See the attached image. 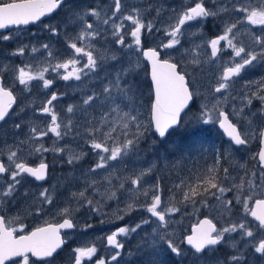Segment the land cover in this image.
<instances>
[{
	"label": "snow or ice",
	"instance_id": "snow-or-ice-1",
	"mask_svg": "<svg viewBox=\"0 0 264 264\" xmlns=\"http://www.w3.org/2000/svg\"><path fill=\"white\" fill-rule=\"evenodd\" d=\"M58 9L68 10L65 24L73 27L72 33L67 31L64 33L67 48L71 49L69 58L43 68L34 69L30 64L16 66L14 79L23 86V91H31L30 85L33 81H41L43 89L47 90L53 85L52 79L45 78L49 68L65 82L81 81L83 76L95 73L97 75L93 78L101 81L100 90H92L90 94H85L80 105H68L66 113L69 115L64 117L57 112L53 103L60 97L55 92L49 94L50 98L46 99L36 111L39 115L50 119L33 123L27 138L19 140L15 150L12 145L5 144L7 163L0 161V181H3L0 184V202L13 199L19 191L18 186L25 182L26 176L33 177L35 181H44L47 178L48 164L41 160L38 166H30L18 153L26 144L31 145V152L34 153L49 151L55 154L65 153V146H59L58 142L69 134H73L74 137L81 135L80 129L73 125L72 118L79 110L84 117L83 138L97 158L95 165L90 167L85 175L107 170L103 174V178L107 181L104 192L106 198L118 199L117 192L123 189L131 193L125 209L122 210L125 214L140 209L149 214L134 227H120L107 236V245L115 249L111 256L112 261L118 260L124 248L118 237H127L130 233H135L148 225L151 227L149 234L151 240L147 242L148 255L144 264H162L161 258L166 252L176 258V264H254L255 259H259L264 264V126L253 127L254 121L251 117L257 113L244 111L245 108L251 109L253 101L258 100L260 101L258 114L264 118V78L256 82L254 90H251L252 82H249L247 88L251 91L250 94L249 90L244 92L242 107L238 110L233 108L232 113L225 110V102L231 96L230 90L234 87L235 78L240 77L242 72L250 67L264 64V0H193L190 4L182 5L179 12L175 8L172 9L176 13V21L164 30V34L169 39L161 47L172 50L181 44L180 37L185 34L186 25L195 24L202 29L210 18L215 21L227 16L226 19L221 20L220 34L207 40L206 44L211 49L212 60H216L229 49L231 55L228 62L221 65L222 71L213 86L212 94L205 97V103L202 104L197 119L204 125H218L227 136L230 145L236 148L247 146L251 139H258L260 145L258 152L251 157L255 163L251 168L243 164L238 165L240 171L236 176L230 174L228 167H220L222 160L227 159L229 155L228 149H224L223 152L218 151L214 158L215 164L207 168L203 176L196 175L195 183L187 184L188 190L183 193L184 202L195 204V198L199 196L206 207L208 197H214L227 212L233 207V200L227 199L226 193L233 192L235 203L242 207L244 219H228L218 227L212 219L206 217L193 226L191 234L179 243L169 231L172 223L170 217L180 211L175 203H172L175 198H170V206L165 205L159 182L151 189V196L149 190L142 186L144 177L151 174L153 166L127 177H116L112 170L126 157L139 154L140 144L147 139L146 134L149 131L154 130L158 137L165 138L169 131L180 123L181 113L189 108L197 96L196 81L188 79V73L178 71L177 63L170 59H162L160 51L156 48H144L142 35L145 32L152 33L155 28L152 21L145 20L146 13L153 10L151 5L147 8L135 5L128 7L125 0H111L109 4L83 7L75 4L73 0H0V40L13 39L11 34H3V30L34 24ZM161 11V7L155 8L157 16ZM89 18L93 22H90ZM242 24L260 29L259 33H252L251 47H246L243 43H234L238 28ZM103 26H110L111 36L116 45L139 52L151 66L154 98L148 124L142 123L136 112L137 89L129 79L138 65L129 62L124 66L120 63V57L114 52L109 55L107 50L101 51L92 43L101 37L103 31H106ZM46 27L53 36L60 35L58 27L47 25ZM125 30L132 37L131 44L125 42ZM200 35L202 36V32ZM26 47V45L18 47L11 54L24 56ZM201 47L203 45H196L190 50H185V54L190 57L189 63L197 67L201 63L198 51ZM42 48L49 49V45L44 44ZM31 51L35 53L38 49L33 47ZM47 55L53 57V52L49 50ZM77 57L83 58L84 62L82 63ZM110 61H116L118 65L111 71L105 67ZM61 69L64 70L63 74L60 73ZM4 70H8V65H4ZM101 71L105 73L102 78L99 76ZM231 99L235 100L236 97L231 96ZM16 103L17 97L12 87L6 86L4 77L0 76V122L6 120ZM230 115L243 117L248 127L244 128L239 122H233ZM14 127L19 130L21 124L16 123ZM49 134L56 138L51 148L45 147L43 143H32L42 141ZM87 154L70 152L67 163L71 165L78 162ZM113 179H118L120 182L113 185ZM224 181L231 182L225 184ZM96 183L97 180L92 177L90 182H85L83 191L71 194L72 198L93 205V201L86 193L89 188L95 189ZM126 183H130L131 188L126 189ZM185 183L182 180L175 187L180 188ZM95 191L98 192L99 189ZM29 195L28 191L23 192L24 197ZM139 195H143L150 202L146 200L142 204L137 203ZM37 201L40 204L37 213L43 210V205H51L53 198L49 189H42ZM92 210L100 211L99 207H93ZM60 212L65 217L62 222L46 223L45 226L37 227L30 233L20 235H17L18 230L15 227H11V221L6 222L5 218L0 216V264H21V261L22 264H29L30 256L38 259L53 257L64 243L61 230L76 227L70 218V208L65 207ZM119 218L123 219V216ZM19 232L24 233V228L21 227ZM237 235L239 240L236 239ZM222 244H228L233 249L224 260L216 255L218 246ZM247 249H251V254ZM74 251V264H82L85 257L91 259L96 254L97 248L91 246L77 248ZM250 255L253 258L251 261ZM97 264H105V261L98 260Z\"/></svg>",
	"mask_w": 264,
	"mask_h": 264
},
{
	"label": "rangeland",
	"instance_id": "rangeland-1",
	"mask_svg": "<svg viewBox=\"0 0 264 264\" xmlns=\"http://www.w3.org/2000/svg\"><path fill=\"white\" fill-rule=\"evenodd\" d=\"M73 2L83 7H95L97 4H109L111 0H73ZM192 2L193 0H125V4L128 7L133 5L142 8H147L148 5L153 6V10L146 13L145 20L146 22L152 21L155 28L152 33L145 32L142 35L143 46L145 49L156 48L160 51L163 57L162 59H170L172 62L178 64L179 71L188 73L187 78L196 81L195 89L197 90V96L191 108L181 117L180 126L172 131L164 141H160L153 130L149 131L146 134L147 139L143 140L140 144L139 154L126 157L123 162L112 170L116 177H127L138 174L141 169L153 166L151 174L144 177L142 186L144 189L149 190V196H151V189L159 182L160 188L162 189V200L165 205L170 206V198H175L172 203H175V206L180 211L170 217L172 223L169 231L172 232L177 243L191 234V227L198 224L200 219L206 217L212 219L218 227L223 225L228 219H242L240 216L243 213L242 209L232 207L229 211L225 212L214 197H208L207 207L204 206L202 198L199 196L195 198V204L192 202H184L183 193L188 190L187 184L195 183L196 175L203 176L207 168L215 164L214 158L218 151L223 152L224 149H228L229 155L227 159L222 160L220 167H228L230 174L236 176L237 172L240 171L237 168L238 165L243 164L251 168V165L255 163L251 157L256 153L254 150L259 146L258 139H251L247 150L236 151L230 145V142L225 140L218 125H204L197 119L200 115L201 106L205 103V97L212 94L213 86L222 71L221 65L227 63L231 55V50L229 49L216 60H212L210 58L211 49L206 44L207 40L220 34L222 28L221 20L226 19L227 16L218 18L215 21L210 18L202 29L198 28L195 24L186 25L184 29L185 34L180 37V45L172 50L161 47L169 39L164 34V30L171 24H174L177 18L176 13L172 9L175 8L179 12L182 5ZM157 7L162 8L159 16L155 12V8ZM67 14L68 10L63 9L58 16L43 22L35 28L3 33L11 34L13 39L9 41L0 40V76L4 77L6 86L12 87L14 95L17 97L16 104L18 108L11 114V117L6 121L7 124L2 127V132H0V138L2 135L0 158H7L5 144L12 145L13 150H15V145L18 141L27 138L29 128L33 123L50 119V117L39 115L36 110L42 106L46 99L50 98L49 94L51 92H55L60 97L53 103L57 112L60 113L61 117H64L69 115L66 113L68 105H80L82 97L85 94H90L92 90H100L101 81L93 78L97 75L95 73L83 76L81 81L70 80L65 82L59 79L57 73L52 72L51 68H49V72L45 73V78L52 79L53 85L47 90L43 89L41 81H33L30 85L31 91H23V86H20L18 81L14 79L16 66L30 64L34 69L43 68L49 64L63 62L69 58L71 49L67 48L64 33L65 31L72 33L73 27L66 26L65 24ZM89 21L93 22L91 18H89ZM46 25L58 27L60 35L53 36ZM103 28L106 31H103L101 37L92 43L101 51L107 50L109 55L114 52L120 57V63L124 66H127L129 62L133 65H138L135 73L129 79L135 84L137 89L135 99L136 112L141 122L148 124L150 121V108L153 94L146 62L139 52L116 45L111 36L110 26H103ZM201 32L202 36L200 35ZM259 32V28L242 24L238 28L237 39L234 43H243L246 47H251L252 33ZM125 42L126 44L132 43V37L127 33V30H125ZM44 44H48L49 49H43L42 45ZM25 45L27 47L24 56H13L11 54L18 47ZM196 45H203V47L198 49L200 53L199 59L201 61L198 67L189 63L190 57L185 54L186 49L190 50ZM33 47H36L38 51L33 53L31 51ZM49 50L53 52V57H48L47 53ZM77 59H81L82 63L84 62L83 58L77 57ZM4 65H8L7 71L4 70ZM117 66L116 61H110L105 67L111 71ZM63 71L61 69L60 73L63 74ZM104 75L105 73L103 71L99 73L101 78ZM262 78H264V64H257L255 67H250L242 72L240 77L235 78L234 87L230 91L231 96H235L236 99L233 100L230 96L228 101L225 102V110L232 113L233 108L238 110L242 107L243 95L246 90H249L247 88L249 82H252L251 90H254L256 82ZM251 90H249V94ZM259 107L260 101L254 100L251 109H244L245 113H257L251 117L254 121L253 127L264 126V118L258 114ZM72 118L73 125L80 129L81 135L74 137L73 134H69L58 142L59 146H65V153L55 154L51 151L34 153L31 152L30 144L22 146L23 150L18 155L23 157L29 165L33 163L38 165L43 160V162L49 165V176L48 180L42 185L32 184V180L26 176V182L19 186V191L15 197L2 201L10 203V207H13L6 214L5 218L7 221H11V225L18 230L21 227L31 230L45 226L46 223H60L65 218L61 215L60 210L65 207L70 208V218L76 227L64 234L68 246L60 253L47 259L43 264H49V261H51V264H74V250L91 246H95L97 252L91 259L85 257L82 260V264H97L98 260L105 261V264H144L145 257L148 255L147 242L151 240V236L149 235L151 233V227L148 225L138 229L135 233H130L127 237H118V240L124 244V248L121 250V256L117 261L111 260L115 249L107 245V236L120 227H134L142 218L149 216V214L143 209L134 211L131 214H125L122 210L125 209L131 193L123 189L117 192L118 199L108 200L106 198L104 192L107 181L103 178V174L107 170H99L97 173L85 175L88 169L95 165L97 158L83 138V115L77 110ZM230 119L233 122H239L244 128L248 127L247 121L243 117L230 115ZM16 123L21 124L19 130L14 127ZM55 140L56 138L49 134V136L44 138V141H33L32 143H43L45 147L51 148ZM70 152L77 154L86 152L88 154L83 156L78 162L69 165L67 159ZM78 163L85 167L72 172L70 168L75 169L79 165ZM115 163L113 162V164ZM68 175H71V178ZM220 175H223L222 171ZM92 177H95L97 182L104 181V186L98 192L95 191L97 189L95 185V189L89 188L86 193L87 197L93 201V205H88L86 201L73 199L71 194L73 192L83 191L85 182H90ZM182 180L186 182L185 185L180 188L175 187ZM119 182L118 179H113L112 181L113 185H117ZM230 182L224 181L225 184ZM66 183H70L67 184L70 187L66 191L61 192V188H58L59 185H66ZM44 188L49 189L53 203L51 205H43V210L37 213V208L40 207L37 197L39 192ZM125 188H131V184L126 183ZM24 191H28L30 195L24 197ZM233 197V192L226 193L227 199L235 201ZM146 200V197L139 195L136 202L142 204ZM147 202H150V200H147ZM93 207H99L100 211H93ZM120 216H123V219H120ZM152 219L154 220L155 218ZM237 238H239L238 235ZM142 245L144 246L142 247ZM227 245L222 244L220 246L225 248ZM181 246L184 248L187 247L186 245ZM229 247L231 246L229 245ZM216 255L219 256L218 252ZM161 259L162 264H176V258L173 255L167 254V252Z\"/></svg>",
	"mask_w": 264,
	"mask_h": 264
},
{
	"label": "flooded vegetation",
	"instance_id": "flooded-vegetation-1",
	"mask_svg": "<svg viewBox=\"0 0 264 264\" xmlns=\"http://www.w3.org/2000/svg\"><path fill=\"white\" fill-rule=\"evenodd\" d=\"M62 10H63V9H58L56 12L52 13L48 18L42 19L41 21H38V22H36V23H34V24H29V25H27V26H21V27L18 28V29H17V28H11V29H9V30H7V31H3V33L12 32V31H18V30H29V29L35 28L36 26H39V25L42 24L43 22H45V21H47V20H50L51 18H55L56 16H58V14L62 12ZM161 58H163L162 55H161ZM16 108H18V107H17V104H16L15 108H13V110L10 112L9 116L6 117V120H5L4 122H1V123H0V132H2V127H4V125L7 124L6 121L11 117V114L15 111ZM1 139H2V135H1V138H0V145H1ZM43 141H44V139H43ZM248 147H249V144H248L247 146H241V147H239V148L234 147V148H235L236 151H237V150H238V151H239V150H240V151H243V150H247ZM258 150H259V146L254 150V152H258ZM0 161H3V162H5V163H7V158H6V159H4V158H0ZM38 165H39V164H38ZM38 165H36V164L33 163V164H31L30 166L36 167V166H38ZM70 169H71L72 172L77 171L76 168H75V169L70 168ZM72 172H71V173H72ZM71 173H70V174H71ZM66 174H67V173H66ZM48 176H49V170H48ZM48 176H47L46 180H44V181H42V182H40V181H35V179H34L33 177H28V178H30V179L32 180V182H33L32 184L42 185L43 183H45V182L48 180ZM68 176H69V175H68ZM69 178H71V175L69 176ZM70 181H71V180H70ZM25 182H26V180H25ZM25 182H24V183H25ZM2 183H3V181H0V184H2ZM67 184H70V183H66V185H65V184H60V185H59L58 188H61V189H60L61 192L66 191V190L70 187V185H67ZM18 189H19V186H18ZM9 200H10V199H9ZM10 206H11V204L8 203V202H7V203H6V202H0V216H3V217L5 218L6 214H8V212H9L10 210L13 209V207H10ZM233 207L236 208V209H242L241 205L236 204L235 201H233ZM235 214L237 215V213H235ZM240 216H241L242 219H244L243 213H242ZM249 219H250V218H249ZM5 220H6V222H7V219H6V218H5ZM11 227H13V226L11 225ZM17 230H18V229H17ZM24 230H25L24 233H20L19 230H18V231H17V235H20V234H27V233H29L32 229H31V230H30V229H24ZM236 239L239 240V238H237V236H236ZM66 246H68V244H67ZM237 246L239 247V244H238ZM231 251H233V249H232L231 247H229V245H227V247H225V248H222L221 246H218V254H219V256L221 257L222 260L226 259L227 256L229 255V253H230ZM247 252H248L249 254H251V249H247ZM249 258H250V261L253 259V258L251 257V255H250ZM90 261H91V260H90ZM91 262H92V261H91ZM43 263H45V262H39V261L35 260L34 258H32V257L30 256L29 264H43ZM21 264H22V261H21ZM254 264H262V262H261L259 259H255Z\"/></svg>",
	"mask_w": 264,
	"mask_h": 264
},
{
	"label": "water",
	"instance_id": "water-1",
	"mask_svg": "<svg viewBox=\"0 0 264 264\" xmlns=\"http://www.w3.org/2000/svg\"><path fill=\"white\" fill-rule=\"evenodd\" d=\"M49 16H46V17H43L42 19H45V18H48ZM9 29H11V28H9ZM9 29H6V30H3V31H7V30H9ZM144 59V58H143ZM144 61L147 63V66H148V74H149V80H150V83H151V87H152V81H151V76H150V72H151V66H150V64H149V62L147 61V60H145L144 59ZM152 92H153V88H152ZM154 98V97H153ZM192 106V104H190V106H189V108ZM15 107V105H13V108ZM12 108V109H13ZM188 108V109H189ZM187 109H185V111H186ZM11 112V111H10ZM184 114V112L183 113H181V116ZM1 123V122H0ZM179 125H180V123L175 127V128H177V127H179ZM219 127V126H218ZM175 128H173V129H175ZM173 129H171L170 131H169V133L173 130ZM222 132H223V130L222 129H220ZM224 133V132H223ZM157 135V134H156ZM226 136V135H225ZM157 137H158V135H157ZM166 137H167V135H166ZM165 137V138H166ZM161 141H163V140H165V138H160V137H158ZM226 139L228 140V138H227V136H226ZM192 229V228H191ZM69 230H71V229H65V230H61V231H69ZM61 238H62V235H61ZM63 239V238H62ZM187 246V245H186ZM63 247H64V243H63V245L61 246V248H59L58 250H57V252L56 253H54L53 254V256H55L56 254H58L59 252H61V250L63 249ZM35 260H37V261H45V260H47V259H49V258H44V259H38V258H36V257H33ZM51 258V257H50ZM17 259H19V258H17Z\"/></svg>",
	"mask_w": 264,
	"mask_h": 264
},
{
	"label": "bare ground",
	"instance_id": "bare-ground-1",
	"mask_svg": "<svg viewBox=\"0 0 264 264\" xmlns=\"http://www.w3.org/2000/svg\"><path fill=\"white\" fill-rule=\"evenodd\" d=\"M80 163V162H79ZM78 163V164H79ZM204 163V162H203ZM85 166L84 165H81V164H79L77 167H76V170H78V169H82V168H84ZM105 184H107V183H105ZM96 186H97V189H101L103 186H104V181H99V182H97L96 183ZM97 197V196H96ZM214 209V208H213Z\"/></svg>",
	"mask_w": 264,
	"mask_h": 264
}]
</instances>
